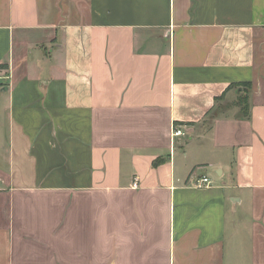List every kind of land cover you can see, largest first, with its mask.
I'll return each instance as SVG.
<instances>
[{"label": "crops", "instance_id": "crops-1", "mask_svg": "<svg viewBox=\"0 0 264 264\" xmlns=\"http://www.w3.org/2000/svg\"><path fill=\"white\" fill-rule=\"evenodd\" d=\"M0 67V264H264V0H0Z\"/></svg>", "mask_w": 264, "mask_h": 264}, {"label": "built area", "instance_id": "built-area-1", "mask_svg": "<svg viewBox=\"0 0 264 264\" xmlns=\"http://www.w3.org/2000/svg\"><path fill=\"white\" fill-rule=\"evenodd\" d=\"M13 74L12 71L9 70V68H2L0 67V88L3 86H6L7 83L12 79ZM183 135V131L180 127L173 126L172 129V136H180ZM211 183L209 177L207 175H201L197 181H196V186L201 188V187H207Z\"/></svg>", "mask_w": 264, "mask_h": 264}, {"label": "trees", "instance_id": "trees-1", "mask_svg": "<svg viewBox=\"0 0 264 264\" xmlns=\"http://www.w3.org/2000/svg\"><path fill=\"white\" fill-rule=\"evenodd\" d=\"M242 85V87H245L246 89L244 90L245 92L247 91V89L249 88V83H246V82H242L240 83ZM241 95V94H240ZM238 96V104L240 105V108H241V111L242 112H245L246 110V101H245V93H243V96Z\"/></svg>", "mask_w": 264, "mask_h": 264}, {"label": "rangeland", "instance_id": "rangeland-1", "mask_svg": "<svg viewBox=\"0 0 264 264\" xmlns=\"http://www.w3.org/2000/svg\"><path fill=\"white\" fill-rule=\"evenodd\" d=\"M245 89H246L245 87H242L243 92H244ZM243 92H241L240 96H243Z\"/></svg>", "mask_w": 264, "mask_h": 264}]
</instances>
